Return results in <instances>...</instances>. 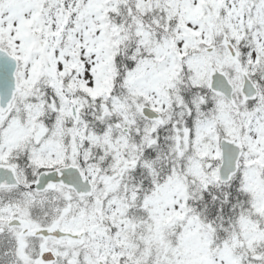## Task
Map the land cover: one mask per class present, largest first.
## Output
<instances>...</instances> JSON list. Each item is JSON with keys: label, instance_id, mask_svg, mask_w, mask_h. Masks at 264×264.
I'll return each instance as SVG.
<instances>
[{"label": "snow or ice", "instance_id": "6c2138e0", "mask_svg": "<svg viewBox=\"0 0 264 264\" xmlns=\"http://www.w3.org/2000/svg\"><path fill=\"white\" fill-rule=\"evenodd\" d=\"M0 264H264V0H0Z\"/></svg>", "mask_w": 264, "mask_h": 264}]
</instances>
